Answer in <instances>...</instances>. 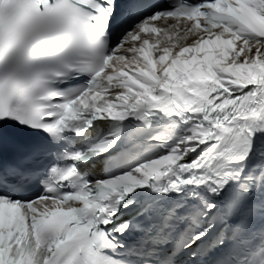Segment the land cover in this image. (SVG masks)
I'll return each instance as SVG.
<instances>
[{
    "label": "snow or ice",
    "instance_id": "obj_1",
    "mask_svg": "<svg viewBox=\"0 0 264 264\" xmlns=\"http://www.w3.org/2000/svg\"><path fill=\"white\" fill-rule=\"evenodd\" d=\"M0 264H264V0H0Z\"/></svg>",
    "mask_w": 264,
    "mask_h": 264
}]
</instances>
